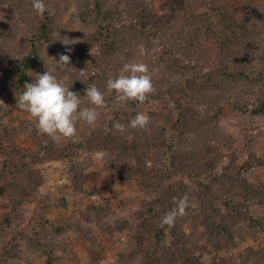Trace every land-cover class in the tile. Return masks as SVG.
<instances>
[{
  "label": "rangeland",
  "instance_id": "rangeland-1",
  "mask_svg": "<svg viewBox=\"0 0 264 264\" xmlns=\"http://www.w3.org/2000/svg\"><path fill=\"white\" fill-rule=\"evenodd\" d=\"M167 1L152 0L151 4L161 13ZM253 4L261 8L264 0H253ZM67 12L65 23L72 40L79 42L88 35L89 28L96 29L91 22L94 9L84 16L73 2ZM202 12L211 13L210 9ZM200 15L201 12L194 14ZM79 16L82 23L77 25ZM0 24L3 27L8 24L4 11H0ZM209 59L203 75L210 74L220 58L212 50ZM4 65L0 63V73L4 72L6 78ZM261 70L264 71V66L258 61L231 63V71L236 75H256ZM53 74L63 83L71 78L60 72ZM1 81L0 116L5 120H0V219L11 213L8 189L15 188L21 181L18 164L25 158V163L37 176L35 183L28 185L30 193L23 204L27 219L37 205L43 203L44 218L51 225L32 228L27 222L12 226L0 224V264H153L155 260L156 264H243L250 251L264 250V113L244 115L234 108V99L229 97V101L215 109L218 117L211 129L220 133L218 138L211 141L207 133L200 137L199 133H190L187 146L183 142L177 145L182 153L192 147L201 155L206 150L203 140L211 144V149L221 157L217 169L207 170L194 176L195 179L190 178L189 174L195 172L187 163V174L170 172L166 170L170 150L165 147L156 151L151 145L147 166L153 163L158 174L134 175L129 173V165L135 163L136 146L131 139L123 144L124 151H119L113 145L117 143L116 136L120 134L125 140L133 137L136 132L127 125L138 112H143L149 122L136 135L145 140L149 134L164 130L166 141L177 144L178 136L172 130V119L177 114L174 102L188 106V95L152 99L142 105L114 98L115 102L109 101L98 109L94 125L81 122L74 139L57 142L38 134L32 118L17 108L18 93L9 97L2 89L5 84L2 77ZM97 88L104 95L109 94L105 85H97ZM82 106L90 105L84 101ZM117 122L126 126L124 132L112 128ZM252 153L261 160V165L252 170L247 179H242L239 169ZM78 167L84 168L81 176L85 193L82 195L76 194L79 181L75 169ZM121 168H126L127 173H122ZM166 175L167 180L160 179ZM204 185L214 187L210 197L215 201L226 191L251 189V195L245 201L235 200L228 211L224 200H220L218 206H212L207 198L203 202L200 189ZM185 195L188 207L185 215L178 217L189 219L184 222L188 221L184 231L190 236L189 254H183L173 243L167 225L160 226L161 217L175 207L174 198L179 200ZM242 204L247 213L239 208ZM217 213H226L233 220L235 233L231 240L217 228L221 220ZM250 218H259L256 221L261 224L253 223Z\"/></svg>",
  "mask_w": 264,
  "mask_h": 264
},
{
  "label": "trees",
  "instance_id": "trees-1",
  "mask_svg": "<svg viewBox=\"0 0 264 264\" xmlns=\"http://www.w3.org/2000/svg\"><path fill=\"white\" fill-rule=\"evenodd\" d=\"M44 2L49 10L44 14H37L32 7V0H0V11H4L8 19L6 27L0 24V63L3 62L7 67L6 78L4 72H1L0 81L2 77L5 82L2 89L9 97L13 98L16 93L19 96L25 83L33 82L35 74L53 69L55 59L59 60L61 54L70 56L71 67L53 73L60 72L71 77L64 84L82 97L88 85L106 87L109 78L118 76L123 65L132 62L147 65L151 75L154 92L146 102L173 98V95H188V106L177 100L174 102L177 114L172 119V130L178 136L177 144L166 141L164 130L149 134L145 140L136 135L142 132L141 129H133L136 133L133 132V137L126 140L120 134L116 136L117 143L113 145L119 151H124L123 144L131 139L136 146L133 151L135 163L129 165V173L158 174L153 163L152 166H147L150 146L154 145L156 151L165 147L170 150L166 170L184 175L189 168L185 166L187 163L195 172L189 176L195 179L194 176L215 169L221 157L204 140L206 150L201 155H197L198 150L192 147L186 148L185 153H182L177 150V145L183 142L187 146L190 133H199V137L207 133L211 141L218 138L220 133L211 129L213 121L218 117L215 109L222 102L229 101V97L234 99V108L244 115L264 113V71L261 70L256 75H236L231 71V63L234 61L243 64L258 61L264 66V5L258 8L253 0H168L162 12L157 13L151 4L152 0ZM73 2L81 15L87 16L94 9L91 22L93 21L96 29L89 28L85 39L65 46L60 41L65 37L72 40L65 15ZM209 9L211 13L202 12ZM197 12H201L199 17L194 16ZM78 18L77 25L82 23L81 17ZM85 26L87 28L88 23ZM66 47L71 51H66ZM212 50L220 59L213 64L210 74L203 75ZM80 70H85V76L80 75ZM202 78L206 79L201 81ZM104 97L107 104L114 101L115 95L109 93ZM202 106L205 107L204 110L201 109ZM0 120L5 118L0 116ZM108 136L110 138V134ZM23 155L25 157L26 154ZM24 160L18 164L21 181L15 188H9L7 193L11 213L0 219V224L12 226L17 222H27L32 228H46L51 224L44 218L43 203L37 205L28 219L24 211L23 204L30 193L28 185L34 184L37 178ZM247 160L239 169L242 179H247L250 172L261 165V160L255 157V153L250 154ZM80 166L84 167L81 163ZM201 169L202 172H197ZM83 170L80 167L75 169L76 179L79 181L76 190L78 195L85 193L81 176ZM120 170L123 173L127 169ZM161 178L167 180V175ZM213 188L204 185L200 189L201 199L207 198L212 206H218V202L224 200V207L228 211L234 206L235 200L245 201L251 195V189H246L245 192L226 191L225 194L218 193L220 195L215 201L210 197ZM239 208L244 209V213L248 212L243 204ZM217 214L221 219L217 228L231 240L235 233L233 220L226 213ZM209 219L213 223V216ZM258 219L250 218V221L254 223ZM186 220H189L186 216L184 219L178 217L171 226H167L173 243L183 254L190 253V236L184 231V225L188 222L184 223ZM256 223L261 224V221ZM263 258L264 250L250 251L243 264H262Z\"/></svg>",
  "mask_w": 264,
  "mask_h": 264
},
{
  "label": "clouds",
  "instance_id": "clouds-1",
  "mask_svg": "<svg viewBox=\"0 0 264 264\" xmlns=\"http://www.w3.org/2000/svg\"><path fill=\"white\" fill-rule=\"evenodd\" d=\"M32 7L37 14H44L48 6L44 0H32ZM57 35H60L58 33ZM67 37L63 39L65 46L75 44ZM66 51L71 49L66 47ZM53 69H47L43 74H35L33 82L25 83L23 91L17 97V108L27 113L35 123L38 134L45 135L53 141L74 139L77 135V125L85 123L94 125L98 119V109L105 106L104 94L93 84L88 85L83 97L74 92L63 82L57 79L54 71L70 68V56L61 54L56 60ZM80 75L85 76V70H80ZM108 93H114L116 101H130L144 104L149 95L154 92L152 78L147 65L143 63H126L120 74L106 81ZM87 101L89 107L82 106ZM149 118L143 112H138L127 125L131 129H145ZM112 128L124 132L126 126L117 122ZM175 207L165 213L160 220V226H171L178 216L185 215L188 207V197L177 200L174 198Z\"/></svg>",
  "mask_w": 264,
  "mask_h": 264
}]
</instances>
